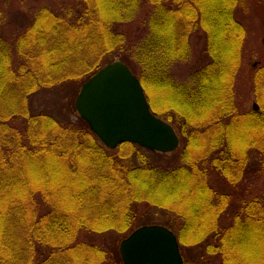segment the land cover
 <instances>
[{
  "label": "trees",
  "instance_id": "obj_1",
  "mask_svg": "<svg viewBox=\"0 0 264 264\" xmlns=\"http://www.w3.org/2000/svg\"><path fill=\"white\" fill-rule=\"evenodd\" d=\"M238 2L54 0L8 31L0 10V264H122L117 245L79 237L126 238L141 203L170 217L163 225L176 235L183 264H209L207 256L264 264V187L234 203L208 181L214 170L238 188L264 174V66L251 78L259 110L241 115L234 100L245 36ZM139 18L130 38L122 28ZM198 32L209 61L186 92L171 84L169 70L189 61ZM115 56L139 79L151 111L181 128L173 165L150 162L134 144L109 150L79 116L83 130L75 132L34 107L40 92L81 87ZM148 80L151 90L173 94L160 96L164 112L150 100ZM190 249L201 252L193 262L182 254Z\"/></svg>",
  "mask_w": 264,
  "mask_h": 264
},
{
  "label": "rangeland",
  "instance_id": "obj_2",
  "mask_svg": "<svg viewBox=\"0 0 264 264\" xmlns=\"http://www.w3.org/2000/svg\"><path fill=\"white\" fill-rule=\"evenodd\" d=\"M51 2H54V0H0V10L2 13L3 25L6 28V31L14 30L16 27H23V24H27L31 20L34 10L41 6L49 5ZM234 16L236 20L241 23L245 30L241 65L237 75L234 78L233 87L234 100L238 108V112L239 114L244 115L253 110V104L257 105V102L255 101V95L251 88V78L255 71L264 66V33L261 23V19L264 17V7L256 9L254 0H239L236 8L234 9ZM140 23L141 19L139 18L137 19L136 23L123 27L122 31L127 34H132L130 35V38L134 36L136 37V35H138V30L142 28ZM206 42L207 37L203 32L195 33L190 37L189 61L178 62L170 67L169 76L172 85H177L182 90L185 89L186 92L190 86L194 85L191 78L192 76L190 75L197 69L200 70V68H202L209 61V57L206 53ZM119 58V56H115L113 60L119 61ZM110 60L114 62L112 59ZM147 86L149 90V98L157 107V109L160 111L163 110V112L167 110V106L164 104L165 100L162 103L160 96H164L165 98L168 96L166 100H169L173 95L171 91L167 95L166 89H161L159 92L157 90H151V82H149V80L147 82ZM79 87L80 86L77 84H69L64 86V88L61 90H54L53 92L48 93L40 92L34 98V107H37V109H41L42 111H46L47 113H50L54 116H58L61 121L71 126L70 128L75 132L83 130V125L81 124L74 108V101ZM173 115H178L180 119L182 113L173 112ZM167 123L170 124L171 122L167 120ZM174 130L179 137L178 133H180L179 131L181 128L178 126L177 129ZM249 132L250 131L247 128L240 129V133ZM179 146L181 147L180 140ZM141 152L148 158L150 162L153 163H170V165H173V160L176 159V157L172 156L171 153L162 154L165 156V158H163V156H160V153L151 154L146 150H141ZM208 181L213 188L219 191H230L232 197L231 200L234 203H241V201L246 200L249 195H256L259 190L264 187V174L262 177L256 176L252 178L250 182H248V180L244 181L238 186V188H235L226 186L225 180L216 171L210 170L208 173ZM169 221H171L170 217L163 211L148 204L141 203L137 205L135 220L126 233H130L139 226L151 224L164 226L163 224ZM230 223L231 221L228 222V224ZM178 225L179 224L174 223L171 228L176 231ZM79 240L89 241L98 245L114 244L118 247L120 241L122 240V235L119 236L114 232H107L103 234L84 233L80 235ZM182 254H184L186 259L190 261L197 260L198 257L201 256L199 249H190L189 252L185 251ZM203 258L209 264H221L220 258L218 256H207Z\"/></svg>",
  "mask_w": 264,
  "mask_h": 264
},
{
  "label": "water",
  "instance_id": "obj_3",
  "mask_svg": "<svg viewBox=\"0 0 264 264\" xmlns=\"http://www.w3.org/2000/svg\"><path fill=\"white\" fill-rule=\"evenodd\" d=\"M74 108L109 150L124 143L161 154L178 148L175 130L151 112L139 79L120 61L105 65L82 84ZM253 110L258 111L256 104ZM118 251L122 264H183L176 235L160 225L135 229L120 241Z\"/></svg>",
  "mask_w": 264,
  "mask_h": 264
}]
</instances>
